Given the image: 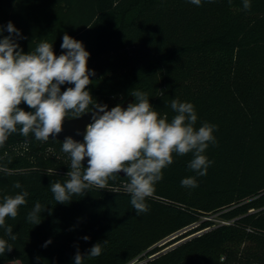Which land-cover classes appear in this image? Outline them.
Listing matches in <instances>:
<instances>
[{"label": "trees", "instance_id": "16d2710c", "mask_svg": "<svg viewBox=\"0 0 264 264\" xmlns=\"http://www.w3.org/2000/svg\"><path fill=\"white\" fill-rule=\"evenodd\" d=\"M25 2L0 0V38L9 35L6 26L14 25ZM250 2L246 11L243 0H201L200 6L188 0H48L38 18L40 31L24 45L16 41L24 53L46 40L60 55L67 33L90 53V70L106 56L113 65L115 47L130 42L121 74L90 77L87 90L93 99L103 104L119 97L128 105L135 102L131 91L139 90L169 121L175 115L171 100L192 103L197 129L205 122L215 125L216 143L204 153L213 163L201 177L188 168L192 153L174 154L146 200L147 213L137 215L121 174L107 188L93 187L61 204L50 184L64 183L69 167L46 148L36 151L29 165L9 163L10 147L28 143L37 148L40 142L14 134L0 147V202L5 195H29L17 218H6L17 239L0 228V238L13 247L0 255V264H74L77 251L85 256L83 264H220L221 249L222 264H264V0ZM20 107L31 111L26 104ZM47 144L62 148L60 141ZM192 176L198 187H182L181 181ZM16 182L21 188H14ZM37 201L45 210L34 225L27 216ZM222 210L230 224L205 219ZM191 226L181 239L195 235L173 249L142 256L148 246L138 239L140 227L159 231L161 240ZM97 243L101 255L87 256Z\"/></svg>", "mask_w": 264, "mask_h": 264}, {"label": "clouds", "instance_id": "9594fccd", "mask_svg": "<svg viewBox=\"0 0 264 264\" xmlns=\"http://www.w3.org/2000/svg\"><path fill=\"white\" fill-rule=\"evenodd\" d=\"M188 2L201 5V0ZM243 8L250 10V0H243ZM6 27L9 35L0 38V147L14 134L47 142L63 131L66 118L76 119L92 113L83 142L69 136L62 143V151L70 158V170L64 183L50 184L57 203L67 204L74 196H83L93 187L105 189L109 180L124 173L127 182L123 189L139 215L149 211L146 200L153 196L155 185L163 179V169L173 163L174 154L192 153L188 168L197 176L207 175L213 162L204 153L209 144L216 143L215 125L205 122L197 129L192 103L171 100L175 115L169 121L167 114L161 116L154 110L147 93L132 90L134 103L108 110L106 104L97 103L87 90L95 72L87 67L90 53L81 41L65 33L61 44L64 51L60 55L55 54L52 43L46 40L24 53L14 39V36L20 37L19 30L11 21ZM3 31L4 27L0 26V34ZM66 84L73 86L62 91L61 86ZM21 104H26L31 111H25ZM86 158L87 167H84L82 162ZM13 186L21 188L19 182ZM181 186L198 187L196 177L184 178ZM28 195L27 191L5 195L0 202V228L13 241L17 236L12 226L6 224V218H17L20 207L27 204ZM44 210L37 201L28 213V221L38 225ZM83 239L87 241L89 237ZM50 243L51 240L44 246ZM12 249L7 240L0 238V255ZM101 252V245L97 243L87 256L98 257ZM84 257L77 251L74 264H83Z\"/></svg>", "mask_w": 264, "mask_h": 264}, {"label": "rangeland", "instance_id": "374dc122", "mask_svg": "<svg viewBox=\"0 0 264 264\" xmlns=\"http://www.w3.org/2000/svg\"><path fill=\"white\" fill-rule=\"evenodd\" d=\"M25 4L23 5V9L20 10L15 22L14 26L16 29L20 32V37L14 36V39L19 42H24L23 44L20 43V45L26 44L25 41L29 39V36L33 34L34 32L37 33V31H40V24L38 23V18L40 17V12L43 11L48 6V0L45 2V0H25ZM125 42V43H124ZM128 41L120 42L115 48H116V54H112L113 59V65H109L108 63V56L104 57L103 59H100L98 62L95 63L94 66L90 67V71L95 72V76L97 78H112L115 77L117 74H121L122 70H124V64L126 61H128L127 52L132 51V47L129 44ZM117 55L118 58L125 59L123 62L122 60H117L115 57ZM124 101H122L119 97H113L107 99L106 102L103 104H106L108 108L115 107L116 105H123ZM102 104V105H103ZM39 148V149H38ZM44 148H46V151H48V155L50 156H56L58 160L62 161L63 164L70 169V158L69 156L62 151L61 146L59 145H51L47 144V142H39L38 147L35 148L31 144L23 143L19 145H15L13 147H10L9 150L6 152L5 159L10 163H16L20 165H29L33 163V160L36 155V151H44ZM47 155V156H48ZM227 212L226 210H222L221 212H217L208 218L213 220L216 224H222L223 222L230 223L228 221H225L224 218H222V215ZM193 228V227H192ZM190 230V229H189ZM188 231V230H187ZM187 231H179L178 233H175L173 235H170L168 237H165L161 240L159 239L160 232L152 229L150 227H140L138 229V239L145 245L148 246V248L143 253V257H146L149 254L152 253H159L162 252L168 248H171L172 246L176 245L177 243H180L184 240H186L189 237H192L194 235L188 236L186 238L181 239ZM184 234V235H183ZM198 234V233H196ZM219 263H224V252L223 250H219ZM138 262H134V264H137ZM8 264H20L19 262H10Z\"/></svg>", "mask_w": 264, "mask_h": 264}, {"label": "water", "instance_id": "95a60500", "mask_svg": "<svg viewBox=\"0 0 264 264\" xmlns=\"http://www.w3.org/2000/svg\"><path fill=\"white\" fill-rule=\"evenodd\" d=\"M122 107H127V104H124ZM108 110H111V108H108ZM92 113H86L80 118L72 119L71 117L66 118L64 123H63V131L55 136V137H50V140H55V141H60L63 143L66 137L71 136L74 140L83 142V135L86 132V127L89 123L92 122L91 120ZM79 132V135L77 134ZM84 167H87V158L82 162ZM121 175H125L124 173H120ZM185 241V240H184ZM183 242V241H182ZM181 243V242H180ZM180 243H177L176 245L172 246L171 248H168L157 255H154L151 258H154L162 253H166L167 251L173 249Z\"/></svg>", "mask_w": 264, "mask_h": 264}, {"label": "built area", "instance_id": "2783aa9c", "mask_svg": "<svg viewBox=\"0 0 264 264\" xmlns=\"http://www.w3.org/2000/svg\"><path fill=\"white\" fill-rule=\"evenodd\" d=\"M222 224H230V223H227V222H223ZM196 226V225H195ZM195 226H191V227H188V228H185L183 229L182 231H189V229H192V227L194 228ZM199 234V233H198ZM190 238V237H189Z\"/></svg>", "mask_w": 264, "mask_h": 264}]
</instances>
